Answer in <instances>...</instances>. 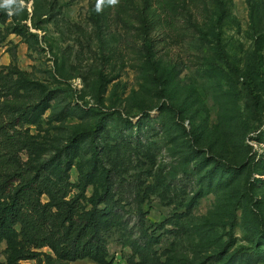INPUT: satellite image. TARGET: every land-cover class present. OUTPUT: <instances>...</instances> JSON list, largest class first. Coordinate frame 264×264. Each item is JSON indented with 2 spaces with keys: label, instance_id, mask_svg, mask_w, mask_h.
<instances>
[{
  "label": "rangeland",
  "instance_id": "1",
  "mask_svg": "<svg viewBox=\"0 0 264 264\" xmlns=\"http://www.w3.org/2000/svg\"><path fill=\"white\" fill-rule=\"evenodd\" d=\"M257 2L253 15L246 0H222V11L213 0H17L0 8V69L13 71L17 86L8 102L20 111L53 95L22 118L30 145L23 159L43 162L81 131L96 130V145L110 149L103 164L114 174L113 200H123V225L106 238L110 264H128V238L144 243L141 219L158 236L142 264H264V0ZM91 139L74 154L70 196L91 165ZM89 179L84 210L103 175L96 169ZM38 251L40 260L22 263L100 264Z\"/></svg>",
  "mask_w": 264,
  "mask_h": 264
},
{
  "label": "trees",
  "instance_id": "2",
  "mask_svg": "<svg viewBox=\"0 0 264 264\" xmlns=\"http://www.w3.org/2000/svg\"><path fill=\"white\" fill-rule=\"evenodd\" d=\"M213 1L222 11V0ZM246 2L251 15L255 14L259 7L257 0ZM13 74L11 70L4 72L0 69V243L6 242L5 262L0 264L38 261L41 255L38 249L43 247H48L61 260L88 258L100 264H110L106 238L111 230H119L123 225L119 211L123 200L120 197L113 200L117 189L113 184L114 174L109 164H103L102 160L110 149L104 151L96 145V130L81 131L68 138L55 155L43 162L23 159L22 153L29 152L30 145L22 130V118L45 109L53 95H45L34 105L19 111V107L6 98L9 93L17 91ZM101 122L103 120L98 128ZM85 136L92 137L94 152L91 165L79 173L81 186L76 195L70 196L69 170ZM96 169L103 175L102 189L93 199L91 208L84 210L80 197ZM43 194L47 195L48 202L41 201ZM101 203H106V206L99 208ZM137 227V235H141L139 237L144 243L130 237L125 244L134 247L133 254H137L140 261H134L132 254L131 259H126L128 264H142L146 252L158 240L144 219ZM158 264L174 263L165 259ZM181 264H188V261Z\"/></svg>",
  "mask_w": 264,
  "mask_h": 264
},
{
  "label": "clouds",
  "instance_id": "3",
  "mask_svg": "<svg viewBox=\"0 0 264 264\" xmlns=\"http://www.w3.org/2000/svg\"><path fill=\"white\" fill-rule=\"evenodd\" d=\"M17 0H0V8H7L9 6H12L14 4H16ZM107 3L109 5H116L118 3V0H107ZM99 3L97 5V10H99Z\"/></svg>",
  "mask_w": 264,
  "mask_h": 264
}]
</instances>
